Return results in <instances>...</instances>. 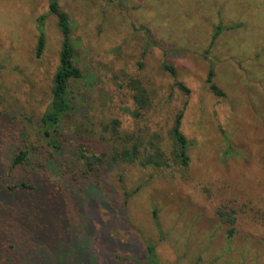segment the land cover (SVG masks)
<instances>
[{
	"label": "rangeland",
	"instance_id": "374dc122",
	"mask_svg": "<svg viewBox=\"0 0 264 264\" xmlns=\"http://www.w3.org/2000/svg\"><path fill=\"white\" fill-rule=\"evenodd\" d=\"M58 2L60 9L70 15L75 32L83 34L88 42L94 39L100 52L109 46L118 48L133 63L143 60L158 82L161 64L167 61L173 65L177 78L192 87L186 123L199 147L193 148L190 169L173 182L152 178L147 171L130 169L125 175L128 191L142 186L129 200L127 216L133 227L156 243L160 264H264V228L258 223V214L238 208L236 234L227 239L228 226L216 215V205L206 202L195 191L200 178L221 187L230 185L232 189L250 184L264 189V0ZM48 5L49 0H0V165L6 169L14 150L41 142L33 129L25 141L19 135L26 133L27 118L41 115L46 108L58 65L62 34L52 14L44 20L45 48L39 57L35 56L37 19L47 12ZM219 22L223 26H240L222 32L205 58L203 53ZM143 28L178 52L166 57L162 49L152 46L143 54ZM211 63L213 81L224 93L223 100L211 98L206 91ZM216 110L223 117L224 136L235 153L225 163L220 162L224 142L216 126L220 122L214 114ZM110 188L109 201L119 203V190ZM18 203L25 204L23 195H6L0 189V208L4 212H15ZM42 207L34 201L29 205V226L24 221L16 225L1 219L0 228L5 230L0 233V242L17 238V229L26 232L28 228L27 232L36 239L42 235L43 227L53 228L60 210L53 214ZM153 209L162 228L161 238L152 222ZM107 218L97 208L91 224L97 229L98 223H105ZM70 225L61 213L55 229L60 231ZM117 225L120 236L123 229L130 230L127 225ZM45 256L30 264H49ZM16 261V257L6 254L1 262ZM60 261L56 259L50 264Z\"/></svg>",
	"mask_w": 264,
	"mask_h": 264
},
{
	"label": "trees",
	"instance_id": "16d2710c",
	"mask_svg": "<svg viewBox=\"0 0 264 264\" xmlns=\"http://www.w3.org/2000/svg\"><path fill=\"white\" fill-rule=\"evenodd\" d=\"M48 14L56 17L62 34L50 100L41 115L27 118L26 133L19 135L25 141L33 129L41 142L14 150L7 169L0 165V189L6 195L25 197V204L18 203L15 212L0 208V220L16 225L24 221L29 226L27 214L34 201L53 214L60 210L58 222L64 213V221L71 225L60 231L55 229L58 222L51 229L43 227L36 239L28 228L26 232L17 229V238L0 242V262L9 254L16 257V264H30L45 255L49 264L56 259H61L60 264H160L156 243L133 227L127 216L129 200L142 186L128 191L125 175L130 169L147 171L152 178L173 182L190 169L193 148L199 147L186 123L192 87L177 78L167 61L161 64L158 82L143 60L133 63L118 48L109 46L100 52L94 39L88 42L83 34L75 32L70 15L60 9L58 0H49L47 12L37 19L36 57L45 48L44 20ZM239 26L219 22L204 57L208 58L222 32ZM143 30V54L152 46L162 49L166 57L178 52L169 43L156 40L146 28ZM213 75L211 63L206 91L211 98L223 100L224 93L214 83ZM218 112H214L220 117L216 126L224 142L220 162L225 163L235 153L225 139L223 117ZM110 186L119 190V207V203L109 201ZM195 188L197 195L216 205V215L228 226L227 239L236 234L240 207L254 210L264 228V189L259 186L232 189L200 178ZM97 208L108 218L95 229L91 218ZM152 222L161 238L156 209L152 210ZM118 223L127 225L129 232L121 229L124 234L120 236Z\"/></svg>",
	"mask_w": 264,
	"mask_h": 264
}]
</instances>
